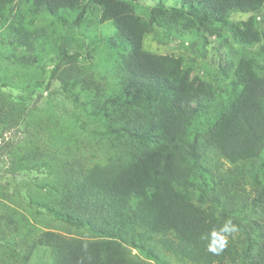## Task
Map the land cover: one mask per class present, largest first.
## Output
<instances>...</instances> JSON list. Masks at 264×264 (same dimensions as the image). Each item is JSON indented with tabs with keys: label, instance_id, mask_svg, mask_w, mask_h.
Returning a JSON list of instances; mask_svg holds the SVG:
<instances>
[{
	"label": "trees",
	"instance_id": "1",
	"mask_svg": "<svg viewBox=\"0 0 264 264\" xmlns=\"http://www.w3.org/2000/svg\"><path fill=\"white\" fill-rule=\"evenodd\" d=\"M63 12L74 16L57 48L41 15L60 22ZM88 15L113 31L104 46L89 39L108 68L84 100L70 96L81 135L53 113L37 127L57 132L37 133L16 160L2 136L18 121L0 129L10 167L38 163L50 176L45 229L0 201V264H26L35 248L51 264H264V0H0V122L8 105H25L6 97L19 79L42 80L31 83L33 107L46 78L49 91ZM156 32L187 54L145 50ZM246 164L257 169L250 187L227 169ZM228 220L238 230L214 254L210 234Z\"/></svg>",
	"mask_w": 264,
	"mask_h": 264
},
{
	"label": "rangeland",
	"instance_id": "2",
	"mask_svg": "<svg viewBox=\"0 0 264 264\" xmlns=\"http://www.w3.org/2000/svg\"><path fill=\"white\" fill-rule=\"evenodd\" d=\"M175 2L178 3V0H165V3L168 4H174ZM147 3L153 4L154 2L149 1ZM41 16L42 20H47V22L41 21V24L44 27L51 26L52 28V37H50L51 45L60 48L63 44L61 36L65 35L64 30L66 31V24L71 21L74 13L63 12L62 16L65 20H60V22L48 20L43 15ZM245 17V15L238 14L234 19L240 20ZM35 20L39 23V19L36 18ZM111 31H113V29L109 27L108 23L100 25L91 15H88L78 27L73 28L71 34H73L74 42L68 50V55L70 57L64 59V65L58 72H56V80H53L50 83L49 91H44L48 78L43 81L41 88L36 90L39 93H42L43 97L35 103L34 107L33 102L36 93H32L31 91L34 90L32 87L35 86V84L31 85V83L41 79L22 78V80L19 79L18 81L23 89H5V92L7 93L6 97L10 96L13 99V102H15L18 95H21L25 100V105H8L7 111H5L4 114H1V116L7 115L4 117L7 118L8 121L0 122V129L4 126H9L12 122L18 121V124L14 125V127H9V130H5L2 136L5 141L13 144L10 153L15 154L16 160H18V156L30 150V147L32 148L30 142L35 141L37 133H40L43 138H46L48 134L52 135V132H57L52 126H47L50 130L48 132L37 127L38 123L45 121L46 116L52 117L53 113L59 117L58 126L63 131H69L73 133V135L75 132H78L81 135L82 111L80 112L77 103H72V98L70 96L75 94L78 95L81 100H84L81 91L89 93L90 91L87 87L92 85L93 81H97L98 75H103L104 69L108 68V60L103 58L102 55L95 53L94 50L91 51L89 39H99L104 46L105 41L102 37H111ZM71 34L68 38L71 37ZM63 42H66V40H63ZM76 43L80 44V49L76 48ZM144 48L149 52L157 54H187L188 52L187 50H184V48L179 47L178 42H170L160 39V34L158 32L146 37ZM86 52L90 54V57H85ZM190 55L191 54L189 53L188 56ZM222 55H224V52ZM204 59L209 61L215 59L214 66H216L217 58L212 47L207 49L206 57ZM44 63L46 70L50 71L53 66L52 63H46V61H44L43 64ZM197 70L199 69L197 68ZM32 77L34 78V74H32ZM66 89L71 90V93L65 92ZM88 104L89 100H86L84 106ZM50 121L52 122V120ZM1 141L2 139H0V144ZM76 155L78 157L81 156V144L79 146V152L76 153ZM39 166L38 163H35L30 170H24L25 168L20 167L15 163L13 167H10L6 155L1 154L0 187H4V189L0 190V195L2 197L0 198V201L15 209V216H20L21 214L35 223H40L37 226L45 229V224L49 223L50 214H48L45 209L41 208L40 204H45L49 188L48 178L50 176H47L41 169H39ZM227 169H232L234 173L239 172L241 175H244L245 179L243 180L242 185L246 184L245 186L250 187L251 184H255L253 183V174L257 171L256 167L252 168L246 164L238 166L236 169L230 167ZM248 180L251 182L247 184ZM37 249L38 248H35L34 250L29 251V253L25 255V258H29L26 264H51L50 258L43 257L41 252ZM132 254L139 256L135 251H133Z\"/></svg>",
	"mask_w": 264,
	"mask_h": 264
},
{
	"label": "clouds",
	"instance_id": "3",
	"mask_svg": "<svg viewBox=\"0 0 264 264\" xmlns=\"http://www.w3.org/2000/svg\"><path fill=\"white\" fill-rule=\"evenodd\" d=\"M237 227L232 223L231 220L225 222V224L217 230H213L210 234L211 242L208 250L214 254H219L228 243L227 237L237 231ZM202 239H208L207 235L201 237Z\"/></svg>",
	"mask_w": 264,
	"mask_h": 264
}]
</instances>
